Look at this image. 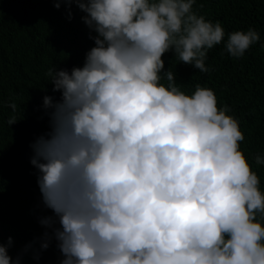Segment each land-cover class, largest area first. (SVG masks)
<instances>
[{"label": "clouds", "instance_id": "clouds-1", "mask_svg": "<svg viewBox=\"0 0 264 264\" xmlns=\"http://www.w3.org/2000/svg\"><path fill=\"white\" fill-rule=\"evenodd\" d=\"M44 1L68 5V47L0 57V75L11 68L20 95L13 115L0 116V207L10 227L19 233L28 215L29 180L50 264H264V193L236 116L188 76L182 91L162 59L171 51L210 71L208 50L225 38L203 14L210 2ZM56 14L0 0V39ZM260 39L254 29L228 34L226 59ZM12 244L0 242V264H14Z\"/></svg>", "mask_w": 264, "mask_h": 264}, {"label": "trees", "instance_id": "trees-1", "mask_svg": "<svg viewBox=\"0 0 264 264\" xmlns=\"http://www.w3.org/2000/svg\"><path fill=\"white\" fill-rule=\"evenodd\" d=\"M35 1L40 5L47 16L42 24H20L15 28L8 39H0V57L3 54L31 52L32 58L38 54L46 56L47 51L55 47H68V5L61 3L55 9L44 0ZM55 4L56 0H48ZM211 4V9L203 12L206 20L213 23L219 21L225 31L224 41L208 50L206 66L208 73H202L191 65L184 64L176 59L173 52L166 53L162 59L165 62V71L171 70L176 76V85L182 91L189 89L179 83L181 78L188 76L197 86H207L216 92L218 108L227 106L229 116H236L235 120L244 134L245 139L240 142V150L244 153L252 170L260 178V189L264 193V165H257L254 156H264V0H205ZM198 15V14H197ZM210 18V19H209ZM81 26L83 22L78 17ZM256 30L260 35V42L255 43L245 53L242 59L236 61L226 59L228 53L224 49L228 34L236 31ZM41 61V58L39 59ZM163 75V74H162ZM167 84L166 79L161 80ZM19 89L17 78L11 68L5 69L0 75V116L13 115L9 104L15 103L19 107ZM16 109V116H22ZM25 124L31 129L41 131L43 127L36 118L23 116ZM5 126L0 122V131ZM21 194L30 199L26 205L28 215L23 218L19 233L16 228L10 227L3 209L0 207V242L8 244L9 237L13 244L9 256L13 262L17 257L20 264H50L45 250L40 249L42 238L38 236L40 212L33 185L29 180H23ZM10 210V209H9ZM257 221L264 226V217L257 214ZM31 246V247H29ZM39 254V259L34 257Z\"/></svg>", "mask_w": 264, "mask_h": 264}]
</instances>
